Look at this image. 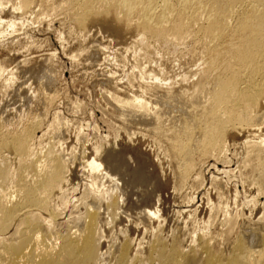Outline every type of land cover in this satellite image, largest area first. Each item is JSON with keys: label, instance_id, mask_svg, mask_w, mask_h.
I'll return each mask as SVG.
<instances>
[{"label": "bare ground", "instance_id": "bare-ground-1", "mask_svg": "<svg viewBox=\"0 0 264 264\" xmlns=\"http://www.w3.org/2000/svg\"><path fill=\"white\" fill-rule=\"evenodd\" d=\"M35 1L19 0L17 9L28 10ZM63 4L64 10L74 12V21L81 30L98 23L119 38L126 31H135L139 40L133 44L143 48L147 58L153 55L152 42L169 45L192 39L190 51L202 62L198 82L173 91L161 86L163 79L156 77V84L147 86L165 108L180 111L168 126L161 112L152 111L142 96L116 100L124 118L139 117L166 135L175 156V184L179 188L187 184L199 158L224 150L230 128L255 130L252 127L262 118L259 113H264V0H65ZM14 25L10 23L12 28ZM39 119L32 115L24 125L22 121L16 125L0 119V151H10L18 160L14 172L7 157L0 160V264H264V218L253 224L250 232L235 237L234 222L226 220L229 229L223 238L219 237L221 240L215 239L216 235L208 236L204 229L193 233L188 243L178 229L164 237L160 225L159 230L152 229L155 232L146 246H134L135 239L124 229L122 235L105 241V232L109 234L107 229L124 209L126 204H121V199L127 198L132 185H154L150 172L144 170L146 174L139 165L130 173L134 174L133 182L125 181L128 186L132 184L128 191L119 184L111 188L112 192L96 191L101 178L126 179L132 170L126 157L112 153L105 154L109 155L104 157L106 160H86L92 181L79 197L80 206L71 208L68 217L62 219L69 201L64 193L58 206L52 204V199L63 190L70 160L54 145L45 151L34 150L36 141L46 135L39 132ZM247 144L252 154L248 150L252 158L247 163L258 172L256 182L263 193L264 140ZM99 152L100 148L96 150ZM119 190H123L122 195ZM133 205L124 210L131 211ZM158 217L157 210L147 209L140 211L138 218L149 228Z\"/></svg>", "mask_w": 264, "mask_h": 264}, {"label": "rangeland", "instance_id": "rangeland-1", "mask_svg": "<svg viewBox=\"0 0 264 264\" xmlns=\"http://www.w3.org/2000/svg\"><path fill=\"white\" fill-rule=\"evenodd\" d=\"M49 1L36 0L30 9L17 11L19 0H0V119L6 124L21 125L18 122L22 121L24 125L30 116L37 115L43 131L39 132L46 135L36 141L34 150L41 152L54 145L70 160L63 190L52 199V204L58 206L61 196L66 195L69 208L65 211L63 207L62 219L68 217L71 208L80 206L79 197L92 181L86 160H101L112 153L126 157L132 170L126 179L101 178L96 191L112 192L115 184L129 189L132 184L126 182L132 183L134 175L130 173L141 165L143 171L150 172L154 185L134 188L133 184L130 192L127 189L128 201L121 199V204H126L121 206L125 209L135 204L134 210L129 211V207L127 212L119 211L117 223L109 226V234L105 232V241L122 235L124 229L135 239L134 246H146L160 225L164 237L178 229L188 243L193 233L204 229L208 236L221 240L229 229L225 222L229 219L234 222L233 237L250 232L252 225L264 218V192L260 193L256 182L258 172L247 163L252 158L247 142L264 140V113H259L262 118L253 131L242 126L230 128L224 150L199 158L195 172L179 188L175 184V156L166 135L139 117L124 118L116 100L142 96L152 111L161 112L168 126L180 111L165 108L147 86L156 84V77L163 79L161 86L173 91L198 82L202 62L190 51L192 39L169 45L152 42L153 55L147 58L145 50L134 45L139 40L135 31H126L119 38L98 23L81 30L74 21V12L64 10L65 0ZM11 22L15 23L13 28ZM1 157H7L12 172L18 168L12 152L0 151ZM114 179L119 181L114 183ZM119 191L115 194L122 195L123 190ZM147 209L157 210L160 216L149 228L138 218L140 211Z\"/></svg>", "mask_w": 264, "mask_h": 264}, {"label": "clouds", "instance_id": "clouds-1", "mask_svg": "<svg viewBox=\"0 0 264 264\" xmlns=\"http://www.w3.org/2000/svg\"><path fill=\"white\" fill-rule=\"evenodd\" d=\"M4 7H7V5H4ZM17 11H19V9H17Z\"/></svg>", "mask_w": 264, "mask_h": 264}]
</instances>
